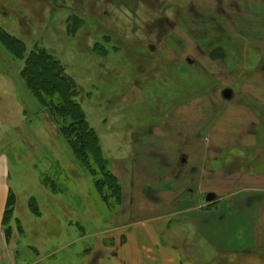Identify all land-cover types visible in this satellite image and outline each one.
<instances>
[{
    "label": "rangeland",
    "instance_id": "obj_1",
    "mask_svg": "<svg viewBox=\"0 0 264 264\" xmlns=\"http://www.w3.org/2000/svg\"><path fill=\"white\" fill-rule=\"evenodd\" d=\"M252 1L0 0V27L24 48L15 58L0 43V155L14 195L2 231L19 261L88 264L105 259L104 245L121 240L128 254L133 245L136 259L156 264L173 258L261 264V203L255 201L248 220L258 231L256 242L245 243L252 228L244 221L233 226L235 217L226 211L231 204H208L204 197L253 199L255 184H264L263 111L250 105L260 112L256 130L232 119L239 102L251 97L248 91L264 85L257 49L260 41L264 45V7L252 8ZM253 21L255 31L244 28ZM32 48L45 50L78 89L73 99L97 142L90 144L91 160L104 163L111 177L109 205L20 76ZM226 88L233 93L229 101L221 96ZM161 148L171 164L166 152L157 153ZM191 166L197 169L193 179L201 177L204 185L194 180L189 192L183 184ZM237 176L242 182L232 187ZM162 180L174 185L178 210L187 211L177 217L180 225L172 222L177 238L164 230L166 213L157 212L167 200L151 203ZM214 209L224 214L223 223L214 225L217 233L200 235L189 220L198 225L200 214Z\"/></svg>",
    "mask_w": 264,
    "mask_h": 264
},
{
    "label": "crops",
    "instance_id": "obj_2",
    "mask_svg": "<svg viewBox=\"0 0 264 264\" xmlns=\"http://www.w3.org/2000/svg\"><path fill=\"white\" fill-rule=\"evenodd\" d=\"M252 2H253L252 4H250V3L248 4L252 8L264 7V0H262V1L253 0ZM262 21H263L262 27H263V31H264V20H262ZM258 27L259 26H257L256 22L253 21L251 24H248L244 28H246L247 30L253 29V31H255ZM263 40H264V38H263ZM260 42L258 44L259 47L257 49H258L259 53H261V59L264 60V45L261 46L262 47V50H261ZM255 70H256V68H255ZM234 83L235 82L232 81L231 84L233 85ZM234 86H235V84H234ZM225 90H229V89L226 88ZM222 93H224V92L223 91L221 92V96L225 101H229L233 98L232 91L229 92L231 94L229 99H225L223 97ZM247 95L251 96L252 98L249 97V98H246L244 101L239 102L241 105L239 104L237 106V109L234 110V113L232 115L233 116L232 119L238 121L237 126L240 125L242 127L243 126H249V127L255 128L256 124H259L260 119L258 118L259 117L258 114L260 112L252 111L250 109V107H251L250 105L252 104L254 108L259 109L260 111H263V115H261V116H264V85L261 86V89L259 86V88H257V89H253V90L248 91ZM245 103H247V104H245ZM255 119L258 121V123L255 122ZM189 122L191 124L192 121H189ZM256 129H257V127L255 128V130ZM245 134L247 135L248 139L250 137L251 138L253 137V139H254L255 135H253L251 132H245ZM263 134H264V130H263ZM240 139H244V137H240ZM158 151H159V152H157L158 154H163V152H166L164 154L168 155V157L166 159V160H168V165L171 164V160H170L171 157H169L170 153H168V151H164L162 148ZM161 167L164 168V165H162ZM169 168L170 167L168 166L167 169H169ZM188 169L186 171V167H185L184 172H186L187 180H186V182L184 180L183 185H185V187H186L185 190L191 192L190 190L192 189L193 185L190 183H193L192 181H194V180L195 181H201V177L199 179H193L192 176L197 175V172H196L197 169H194L193 166L188 167ZM8 177L9 176H8L7 159L4 155H0V264H42L41 261H33L30 263H24L23 261L22 262L19 261L17 259V256H16L17 255L16 249L13 246H11V244H9V241L7 240L5 233L2 231L3 230V228H2V219L3 218L2 217L4 214V210H5V204L7 201L8 193H9V191H11V189L9 188V185H8V181H7ZM249 177H251V176H249ZM188 179H191V180L188 181ZM237 180L238 181L235 180L234 182H232L233 183L232 187L239 186L240 185L239 182H242V180H241V178H239V176H237ZM218 181H220V180H218ZM217 182H216V184H217L216 187H220V183H222L223 181H220L218 183ZM235 182H237V183H235ZM199 183L202 184L201 186L204 185L202 183V181ZM157 184L158 185H156V186H158V187H155L156 189H154V191H156L155 192L156 195L154 196L155 199H153V197H152L153 200L151 201V203L154 202L155 203L154 205H159V203H162L163 200H167L168 206H166V208L162 207V210L159 209V211H157V212H161V214L163 212H165L167 217L169 218V221L167 223H165V225H163V227H164L165 231L173 232V234L175 235L174 236V235H168L167 234L168 235L167 237L171 236V238L169 239V243H171L174 241V237L177 236L175 234V228H174L173 223H175L177 221L178 216H182V215L186 214L187 211H185V209L180 210V211L178 210L177 205L179 202L177 201L178 198L177 199L175 198L176 197V194H175L176 191H174V190L171 191V187H174V185L170 184L168 181L164 182V180H162L161 182H158ZM222 186H223V184L221 185V187ZM249 186H253V185L250 184ZM255 186L257 189H254L256 192H254V194H253V195H255V197H253V199L251 198L252 196H250V197L248 196V198L246 197L247 199H245V198L243 199V197H241L239 195H231V196H226L225 198L220 200L218 197H215V195H214L215 198L212 201L207 202L205 200L208 204H210V203L212 204L213 201L220 204V201L223 202L224 200H227V203H228L227 205L231 204V206L230 205L227 206L228 208L226 211H227V216L231 215L232 217H235V220L233 221L234 223H232L233 226L238 227L239 222L244 221V227L252 228V230H248L247 234H249V236L247 239H245V243H247L250 240H254L256 242V237H257L256 232H258V231L256 230V228L254 226L248 227V220L253 219V217H254V215H253L254 209L252 207L255 205V203H256L255 201L258 200L257 202L261 203V205L258 206V208H260L259 210H261V208L264 209V193H262L264 191L260 190L262 192H257L259 189L258 187L264 188V184H255ZM209 194H211V193H209ZM193 195L194 194L192 193V196H190L189 201H191V199H193L192 198ZM207 195L208 194H206L205 196H207ZM180 197L181 196H179V198ZM242 199H243L242 203L248 204V206L245 207V209H247L246 211H243L241 206H240L241 205L240 201ZM176 210H178V211H176ZM214 210H216V209H214ZM161 217L165 221L166 217L165 216H161ZM162 219H159V220H162ZM224 219H225L224 214H220V212L217 209L215 212L214 211H212V212L205 211L203 214H200V217H198L199 222H197L199 226L195 222L193 223L192 220H189V222H191V224H193V226L196 228V230H198L197 232H199L201 235V232H203V234H204V231H210L211 233H217L218 229L214 225L216 223L217 224L223 223ZM262 219L263 218L261 217L260 220H262ZM211 220H214V221H211ZM178 222H179V220H178ZM170 223H172V224H170ZM177 223H175V226L180 225ZM235 230H238V228H235ZM262 232H264V230ZM241 233H239V234L241 236L240 239L242 240V234ZM172 236H174V237H172ZM180 236H178V237L180 238V241L182 242L183 237L182 236L180 237ZM222 236L223 235L219 234V237H222ZM122 239L125 240L124 243L128 242V239H126V236ZM220 241H221L220 248L222 249V247H223L222 244H224L223 238L222 239L220 238ZM230 241H231V239H230ZM230 241L227 240V244H229ZM122 243H123V241L120 240L119 243L117 241L116 242L113 241V243L109 244L108 246L104 245V250L106 253L105 259L97 260V261L90 259V260H88V264H156L157 260L148 259L145 261H143V260L140 261V259H138V258L136 259L137 248L135 246L131 245L130 251L133 253L128 254V252H127L128 247H124ZM234 246H236V244H234L232 246V248L227 249V250H232V251L235 250L236 247H234ZM241 247H243L242 251H245V250L248 251V249H251L250 247L247 249L244 246H241ZM95 249H96V247L94 246V251H95ZM236 251H239V250H236ZM158 253H160V252L158 251ZM133 254H135V257L133 256L130 259L129 256H131ZM159 258H160V256H159ZM163 259H165V257ZM174 259L175 258L162 260L161 262H159L157 264H185V263H182L180 261H176ZM260 263L264 264V260Z\"/></svg>",
    "mask_w": 264,
    "mask_h": 264
},
{
    "label": "trees",
    "instance_id": "obj_3",
    "mask_svg": "<svg viewBox=\"0 0 264 264\" xmlns=\"http://www.w3.org/2000/svg\"><path fill=\"white\" fill-rule=\"evenodd\" d=\"M0 43L5 46L7 51L13 53L15 58L22 56L24 51L22 42L1 27ZM14 46L16 47L14 48ZM23 63L24 67L20 76H22L26 87L35 101L47 110L74 157L90 174L89 176L94 178V189L102 201L109 205L108 200L112 192L110 187L112 186L111 183H108L107 178L111 177L104 174V163L99 161L100 163L97 164L91 160L90 144L97 146V142L93 137L92 130L85 124L78 104L73 99L78 94L73 80L64 74L58 62L52 59L45 50L32 48ZM13 204L14 195L9 191L2 217V226L5 217L11 214Z\"/></svg>",
    "mask_w": 264,
    "mask_h": 264
},
{
    "label": "water",
    "instance_id": "obj_4",
    "mask_svg": "<svg viewBox=\"0 0 264 264\" xmlns=\"http://www.w3.org/2000/svg\"><path fill=\"white\" fill-rule=\"evenodd\" d=\"M229 92H230L229 90H225L224 93H222V94H223V97H224L225 99H229V98H230L231 94H230ZM205 197H206L205 200H206L207 202H210V201H212V200L215 198L213 194H208V195L205 196Z\"/></svg>",
    "mask_w": 264,
    "mask_h": 264
}]
</instances>
